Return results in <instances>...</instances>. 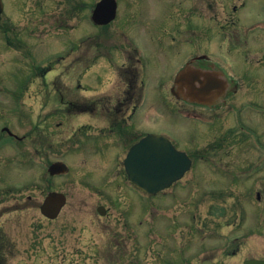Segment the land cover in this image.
Returning a JSON list of instances; mask_svg holds the SVG:
<instances>
[{
    "label": "rangeland",
    "instance_id": "374dc122",
    "mask_svg": "<svg viewBox=\"0 0 264 264\" xmlns=\"http://www.w3.org/2000/svg\"><path fill=\"white\" fill-rule=\"evenodd\" d=\"M97 1L4 0L0 135L8 126L25 139L0 145L2 264L264 258V0H118L117 18L103 26L91 20ZM82 2L89 6L79 10ZM198 54L238 82L220 108L170 92ZM130 96L136 104L117 113ZM130 115L134 127L118 132ZM145 132L194 158L154 196L132 186L123 162ZM57 160L69 171L48 179ZM50 190L67 195L55 220L40 210Z\"/></svg>",
    "mask_w": 264,
    "mask_h": 264
},
{
    "label": "water",
    "instance_id": "95a60500",
    "mask_svg": "<svg viewBox=\"0 0 264 264\" xmlns=\"http://www.w3.org/2000/svg\"><path fill=\"white\" fill-rule=\"evenodd\" d=\"M117 7V0H100L93 10L92 19L97 24H107L116 17ZM3 8V1L0 0V21ZM124 162L127 174L134 184L151 194H156L181 179L192 165L186 152L178 150L168 137L157 133H150L135 143ZM49 171L51 174L63 173L66 167L62 162H55L49 167ZM66 201L65 194L52 191L44 200L41 210L49 218H55ZM98 209L101 213L105 212L104 206H99ZM244 264H264V259L252 258Z\"/></svg>",
    "mask_w": 264,
    "mask_h": 264
},
{
    "label": "flooded vegetation",
    "instance_id": "af4514ba",
    "mask_svg": "<svg viewBox=\"0 0 264 264\" xmlns=\"http://www.w3.org/2000/svg\"><path fill=\"white\" fill-rule=\"evenodd\" d=\"M9 32V29L6 28L4 32ZM173 38H176V35L173 36ZM194 57L190 58L185 64L184 66H188L191 67V70L188 71V73L186 74L185 77L182 78H178V80L173 81V84L171 87H174V90L176 92H178V94L180 96L183 97V95H187V98H199V100L204 101L206 103H204L205 106L209 107V108H217L219 106V104H216L218 99L216 100L214 99H210L209 96H204L205 94H201L195 91V89H193L192 85L196 84L197 86L201 87V86H206V87H210L209 89H211V91L213 93H218L220 91H223V89H221L222 84L221 82H219V80L216 78L215 75L209 73V72H204L202 74H199L200 76H198V74H196L195 72V68H200L203 70H213L216 71L213 67L212 63H205L204 61H206L204 59V61H202V59H197L195 60ZM214 88L212 90V87ZM233 86L232 81L230 82L228 80V84L227 87L224 91V94H222V97L225 95L229 94V91L231 90ZM190 96V97H189ZM220 97V98H222ZM133 96H130L124 100H120L118 102L117 108H116V112L122 114L125 111H121L120 109L123 110V106H132L133 104ZM186 99L188 101H190L193 104H201L203 105V103H197V102H192L191 99ZM122 103V104H121ZM126 103V104H125ZM120 106V109H119ZM122 112V113H121ZM122 118H126L125 116H122ZM8 134V138L6 139L9 143L11 144H19V142L22 141V139H20L19 136L16 135H11L9 133ZM1 177V174H0ZM1 179V178H0ZM4 195L5 196V192L0 190V196ZM7 231L5 230L4 226L0 223V264H2L4 261V256H5V252L8 249V237H7Z\"/></svg>",
    "mask_w": 264,
    "mask_h": 264
}]
</instances>
